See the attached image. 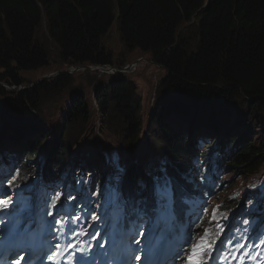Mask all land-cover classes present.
<instances>
[{
    "label": "trees",
    "instance_id": "16d2710c",
    "mask_svg": "<svg viewBox=\"0 0 264 264\" xmlns=\"http://www.w3.org/2000/svg\"><path fill=\"white\" fill-rule=\"evenodd\" d=\"M43 14L61 62L74 66H110L112 56L102 41L115 22L124 47L148 54L154 64L166 70V76L156 87L157 102L151 120L150 113L141 114L138 87L122 74L95 85L91 96L95 109L87 102L81 87H72L73 77L69 74L42 80L12 95L0 89L3 96L0 127L15 126L10 122L15 118L19 121L14 136L3 135L9 147L4 148L0 143V163L13 162L18 170L10 178L11 187L38 190L37 182L42 185L52 182L54 189H63L57 205H71L70 215L86 195L96 198L90 210L99 208L105 200L104 193L112 188L109 160L98 156L83 161L84 166L68 167V160L74 154L72 144L83 140L97 111L101 121L99 132L105 141L97 142V147L86 145L77 153L85 154L79 156L83 159L91 156L92 151L102 156L107 151L116 154L113 158L119 159L126 175L120 188L121 203L133 202L136 215L140 214L137 209L142 199L136 182L148 173L136 152L141 118L149 117L146 122L149 133L163 134L161 141L145 134L153 142L150 146L156 149L160 144L164 148L149 171L163 164L178 181L180 190L174 209L189 202L195 206V212L188 205L181 209L182 219L172 222L169 230L173 234L166 236L169 243L175 238L184 239L181 233L186 212L194 216L187 237L197 225L203 227L208 201L218 200V186L226 173H232L227 170L240 169L239 174L249 176L250 182L262 178L257 189L264 188V175L260 171L264 167V142L254 146L250 139L256 127L262 128L264 135V0H0V82L19 87L23 85L22 73L48 66L47 52L36 41ZM183 23L193 25L192 38L179 33ZM68 96L66 114L60 113L63 129L68 130L63 133L59 122H55L56 132L51 134L58 141L50 143L48 154L43 156L40 147L52 131L53 127L48 128L51 117H40L37 121L31 111L42 115L47 102L58 103ZM236 116L244 120L241 124L247 133L240 131L241 124L233 122ZM42 123H46L45 127ZM77 129L79 132L75 134ZM35 134L40 138L32 141ZM197 135L208 143L198 142ZM112 141L119 143L108 144ZM104 146L114 149L103 150ZM15 154L13 160L8 158ZM32 164L35 168L30 167ZM38 174L41 181L35 179ZM87 176L89 179L85 181ZM65 179L68 180L64 185ZM55 195L53 191L39 198L46 213L56 209L57 205L50 209ZM197 196L200 200L193 202ZM240 200L226 198L214 205L202 230L210 224L214 229L219 228L212 221L214 209L219 206L218 219H221L226 210L238 209ZM250 201L244 202L243 209L237 212H246L247 218L264 212L260 206L263 201ZM203 204L204 208L198 212ZM21 211L17 208V212ZM95 217L100 219L98 214ZM244 220L237 217L234 229L227 230L221 239L223 245H228L230 240L243 242V237L250 235V228L245 232ZM223 231V227L217 231L216 241Z\"/></svg>",
    "mask_w": 264,
    "mask_h": 264
},
{
    "label": "rangeland",
    "instance_id": "374dc122",
    "mask_svg": "<svg viewBox=\"0 0 264 264\" xmlns=\"http://www.w3.org/2000/svg\"><path fill=\"white\" fill-rule=\"evenodd\" d=\"M118 25L117 23L114 22V24L111 26L108 34L103 38L102 44L105 48V50L110 53V55L112 56V64L110 66H88V65H83V66H74V65H70V64H65L63 62H61L60 60V56H59V51L58 48L56 47V45L52 42V40L49 38V32H48V27H47V20L45 15H42L41 18V23L40 26L38 27L37 31H36V41L46 50L47 55L49 57V64L47 67L39 69L37 71H30V72H25L22 73V80H23V85L19 86V87H15L12 86L10 84H6L4 82H0V89L6 90V93L8 95H12L13 93H15V91H20V90H25V89H30L32 87L35 86V84L39 83L42 80H52L54 78L59 77L62 74H69L70 76L73 77V86H79L83 89L84 94L87 97V102L89 103V105L92 107V109H95V102L91 99L92 96V91L95 88L96 84H99L100 82H107V80L109 79L110 76L116 75V74H122L125 75L129 80L133 81L135 83V85L138 87L139 89V96H140V101H141V105H142V111L141 114L144 115L146 113H150V120L152 119V115L155 105H156V100L154 97L155 91H156V87L158 85V83L160 82L161 79H163L166 76V70H164L163 68L159 67L158 65L154 64L151 60H150V56L146 53H142L140 51H136V50H127L123 43L120 40V36L118 33V29H117ZM195 29L193 27V25L191 23H183L179 29V33L181 35H183L185 38H192L194 35ZM193 35V36H192ZM192 36V37H191ZM3 96L0 95V98H2ZM70 96H68L67 98L60 99L63 100L61 102L55 103V102H47L44 105V112L41 114H37L35 111H31V114L36 118V120L40 121L41 118L40 117H51V121L48 124V128L50 127H54L55 122H59L58 126L61 128L62 127V132L65 133L68 129L65 128L63 129V125L61 124V114L62 116H64L66 114V108H67V99H69ZM59 112V113H57ZM264 112V111H263ZM57 113V115H56ZM61 113V114H60ZM59 115V116H58ZM98 113L97 111L94 113V116L92 118V121L90 122V127L89 130L83 134L84 136L82 137L83 140L81 141H76L75 143L72 144V148H71V153H74L72 155V157L70 158V160H68V167H73V164L75 166H80L81 163L83 161L89 160L91 158H95V157H100L101 159H105V160H109V162H107V165H109L108 169L111 172L112 171V167H111V161L112 158L116 155V154H112L111 152H105L104 155L102 156L99 152L96 151H92L91 156H86L87 158H81L79 156H84L85 154H78L77 152H80V150L82 149V147L89 145L90 147H97V142H104V136L99 132L100 128H101V121L99 120V118L97 117ZM38 117V118H37ZM149 119V117L143 116L141 118V123H140V128L141 130V136L140 138H138L136 140V152L141 148L142 145V153L140 154L138 152L139 155V160L140 164L142 167L146 168V171H149V168L152 164H154L156 162V156L160 153H163V147H161L160 144L156 145V149L153 148V142L151 143L150 141H146L145 139V134L150 136L152 139L157 138L159 141H161L162 135L163 134H158L157 132H151L149 133L147 128H146V122ZM43 120V119H42ZM244 121L242 118L240 117H235V120L233 122L239 123L241 124V122ZM10 122H14L15 126H12L11 124H3L0 127V143H3L4 148L9 147L7 145V140L3 135H9V136H14L15 132L14 129L16 128V125L19 123V121L17 120V118H15L14 120L10 121ZM46 123H42V125L45 127ZM254 124V123H252ZM66 125V124H65ZM253 127H256L253 126ZM240 131L243 132V130L247 133L246 128L244 129L243 124L240 125L239 127ZM201 131L204 129H200ZM60 131V130H59ZM57 131V132H59ZM56 132V131H55ZM79 132L78 129L75 130V134ZM262 132V128L256 127L253 130L252 135L250 136L251 141L253 142L254 146H258L259 144H261L262 142H264V135ZM49 136L45 139V141L42 143L41 147H40V152L42 151L43 156H45L46 154H48V152H46V150L48 148L51 147L50 143L56 142L58 140L53 139L52 138V134L50 132ZM92 133H95V136H93ZM250 134V133H249ZM248 134V135H249ZM38 134H35V136H33L31 139L32 141H35L37 139H39L40 137L37 136ZM200 136L199 139H197L198 142L202 143V144H206L208 143L207 141L203 140V136L201 135H197ZM96 138V139H95ZM13 139V138H12ZM25 139V137L23 138ZM152 141V140H151ZM113 144L116 145L119 142L117 141H112L109 142L108 144ZM152 145V146H150ZM113 148V146H104L103 150L106 148ZM39 148V147H38ZM224 149L223 146L220 147V150L222 151ZM49 150V149H48ZM149 152L148 158L143 154L144 152ZM14 157V155H10V157L8 158H12ZM36 157V156H35ZM125 158L123 159L124 162ZM121 163V162H120ZM106 165V163H104ZM122 164V163H121ZM12 168L15 167V165H13L11 163ZM31 168H35L34 164L30 165ZM38 166L36 167L38 169ZM228 172H232V173H226L225 176L223 177L222 182L220 183V185L218 186V195L217 201H212L209 200L208 201V208L206 209V213H205V220L202 224L203 227L200 226H196V229L193 231L194 233V237H193V243H195L200 234L204 233V230H202L205 226L206 223L209 220V213L211 211V209L214 207V205L216 204H220L224 199H231L232 201H237L240 200V198H242V200H240V203L238 205V209L242 208L243 206L242 204L244 203V201H250L252 199V195L251 193H257L259 190L257 189L256 186V179L253 182H250V178L247 175H243V173L241 172L239 174V172L241 171L240 169H232V170H227ZM260 171H262V173H264V167L260 168ZM89 173V170L87 171ZM72 173V171H69V174ZM89 175V174H88ZM111 176V174H110ZM35 179H39V181L42 180V177L40 174H38L37 176H35ZM89 176H87V178H85V181H88ZM110 179V177H109ZM68 179H65L64 181V185L67 183ZM110 181V188L112 187L114 189L113 186H115V181L113 180H109ZM38 187L41 189L40 190V195L44 196L47 195L48 193H51L53 191H55V193H59L60 194V198L63 195V189L61 190L60 188H55L53 186L52 182H48L45 185H42L41 182H38ZM60 189V190H59ZM261 190H264V188H262ZM6 196L10 197L12 199V195L10 192L4 193ZM37 194L33 193L32 195L28 194V192L26 190L21 191L20 193V197H18V203L19 205H25L27 206V210H29L31 212V217L28 219V221H21L18 220L16 222V219H13L11 222H16V224L22 228L24 225L29 224V223H33L35 221H31V219L34 218L35 219V215H36V210L34 209V205L33 202H30L28 199H34L35 196ZM97 196V195H95ZM105 200L104 202H102L100 204L104 206H106V208L108 209L112 204H121V194H119L118 197H114L113 194L111 193V191H109L107 194H105ZM262 201V200H259ZM57 207L60 208H66L67 206H61V205H57ZM104 209V212L107 211V209ZM204 208V206L202 207ZM226 210L223 214V216H227L228 219L223 221V229L224 231H227L229 229H234V224L236 223L237 217L239 216L240 212H237V210ZM68 210V209H67ZM109 211V210H108ZM175 213H178V209L175 211ZM113 215V214H112ZM220 217V218H222ZM255 218H259V222L257 223L256 227L258 226H263L264 225V215L260 216V214H257ZM3 221H7V216H4V218H2ZM141 220V221H140ZM155 220V218H154ZM136 221H140V223H146L147 222V218L145 217V215H140L136 218ZM156 225V223L154 224ZM153 225V226H154ZM160 229V227H159ZM157 230V229H156ZM147 231H143L140 232L133 240H132V245L133 247L136 246V248L140 249L142 248V244L145 243L144 235H147L148 237H153L154 233L152 234H146ZM141 233H143V235H140ZM196 234H199L198 236H195ZM251 238L253 237V234L250 233ZM135 240H140L141 243L139 245H137L135 243ZM250 240V239H248ZM187 251H191V247L188 246L187 247ZM135 254L137 255H142L143 251H137L135 252ZM178 264H183V261H177Z\"/></svg>",
    "mask_w": 264,
    "mask_h": 264
},
{
    "label": "snow or ice",
    "instance_id": "6c2138e0",
    "mask_svg": "<svg viewBox=\"0 0 264 264\" xmlns=\"http://www.w3.org/2000/svg\"><path fill=\"white\" fill-rule=\"evenodd\" d=\"M112 173L110 179L115 181L116 187L112 190L114 197H118L120 194V188L123 185L126 175L125 169L121 166L118 158H113L111 160ZM4 187L3 182L0 181V189ZM9 187H11V182H9ZM136 188L138 194L142 197L140 204L141 207L137 209L138 213L147 215L151 219L153 216L156 221L155 227L159 229L160 226H163L164 231H161V238L166 234L167 229L169 228L171 221L173 220V209L176 202L177 194L180 190V185L176 178L172 177L166 166L161 164V166L155 171H149L145 177H141L136 182ZM60 200V194L57 193L51 202L50 209L55 208L57 202ZM251 203V201H249ZM16 201L12 200L10 197L6 196L3 192H0V213L5 212V210L15 211ZM27 210V206L22 211ZM218 210H213L212 221L216 222L219 225V228H213L212 224L208 228L204 229V234L201 239L193 243V234L190 232L185 244L175 252V256L172 259V264H177V261H183V264H231L233 260L238 261V264H246V261L250 264H255V261L258 257H261L260 252H252L251 249L246 252H240V250L247 247V240L251 239V236H244L243 242L229 241L227 253H225L224 248L217 246L216 243V233L220 228L223 227V221L228 219L225 215L221 219H218ZM251 214V213H250ZM48 215H53L52 211L48 212ZM79 220V217L75 218ZM93 222L96 220V217H92ZM245 232L251 229L253 235H256L257 241L252 245L254 248H260L264 246V238H262V233L257 231L256 222L244 220ZM57 225L61 224L60 220L56 221ZM198 226V225H197ZM239 231V230H238ZM86 230L81 229L80 232H75L74 230L71 233V238L69 243L66 245H61L57 243L52 247L54 250L50 252H45V245L42 244L39 246L37 251V259L39 264H45L44 256L40 253L47 255V264H93V261L100 258V264H111L112 261H115L116 264H130L133 259V254L137 251H143V264H150V252L149 247L145 245L140 249H132L125 246L122 252H113L100 253L98 251H92L91 245L88 249H82L78 245L71 243V239L79 238L82 235H87ZM97 233L92 237L93 240H96ZM140 235H143L141 233ZM135 243L139 245L140 240H135ZM191 247V251H187V247ZM96 249L104 248L105 245L102 242H97L95 245ZM63 249V251H61ZM89 253L91 256L89 257ZM239 253V255H237ZM134 259L136 261H141L140 255H135ZM10 264H18V261H10ZM261 264H264V258H261Z\"/></svg>",
    "mask_w": 264,
    "mask_h": 264
},
{
    "label": "bare ground",
    "instance_id": "6f19581e",
    "mask_svg": "<svg viewBox=\"0 0 264 264\" xmlns=\"http://www.w3.org/2000/svg\"><path fill=\"white\" fill-rule=\"evenodd\" d=\"M88 66H90V65H88ZM97 86V85H96ZM96 86H95V88H96ZM51 128V127H50ZM51 130L52 131H49L50 133H53V131L55 132V128L53 127V128H51ZM56 134V133H55ZM55 136V135H54ZM52 137H53V135H52ZM145 139H146V141L148 142L149 140L145 137ZM142 145H141V148L137 151V152H139L140 154L142 153ZM147 158H148V155H149V152H144L143 153ZM262 175H264V173H262ZM225 176V175H224ZM261 180H262V178H256V186H258L259 185V183L261 182ZM264 190H260V191H258L257 193H251V195H252V200L253 201H256V200H264V192H263ZM241 199V198H240ZM200 200V197H196V198H193V202H197V201H199ZM242 200V199H241ZM244 202H246V201H244ZM247 203V202H246ZM187 205L189 206V207H191V209L193 210V212H195L194 210V208H195V206H193V205H190V202L189 203H187ZM261 206V211L263 210L264 211V204H261L260 205ZM23 214V211H22V213H21V215ZM239 216L240 217H244L246 220H252V221H255L256 222V225H257V223L259 222V218H247L248 217V215H247V213L246 212H243V213H241V214H239ZM141 221V220H140ZM156 223V221L155 220H153V221H151V223H150V225H154ZM155 226V225H154ZM264 226V225H263ZM240 229H241V227H239ZM248 232H251V229H250V231H248ZM222 236H220V238H221ZM257 241V239H255V241L252 243V244H249L248 246L250 247V249L251 250H257V248H254V247H252V245L255 243ZM225 246H230V245H224L223 247H225Z\"/></svg>",
    "mask_w": 264,
    "mask_h": 264
},
{
    "label": "clouds",
    "instance_id": "9594fccd",
    "mask_svg": "<svg viewBox=\"0 0 264 264\" xmlns=\"http://www.w3.org/2000/svg\"><path fill=\"white\" fill-rule=\"evenodd\" d=\"M215 137V136H214Z\"/></svg>",
    "mask_w": 264,
    "mask_h": 264
},
{
    "label": "water",
    "instance_id": "95a60500",
    "mask_svg": "<svg viewBox=\"0 0 264 264\" xmlns=\"http://www.w3.org/2000/svg\"><path fill=\"white\" fill-rule=\"evenodd\" d=\"M214 137V136H213Z\"/></svg>",
    "mask_w": 264,
    "mask_h": 264
}]
</instances>
